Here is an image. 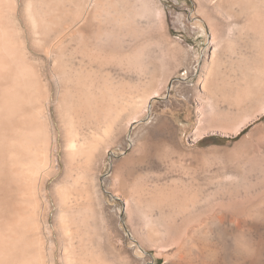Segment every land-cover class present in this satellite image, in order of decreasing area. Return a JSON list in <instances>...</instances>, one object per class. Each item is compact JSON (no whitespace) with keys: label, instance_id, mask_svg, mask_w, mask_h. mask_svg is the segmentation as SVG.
<instances>
[{"label":"bare ground","instance_id":"6f19581e","mask_svg":"<svg viewBox=\"0 0 264 264\" xmlns=\"http://www.w3.org/2000/svg\"><path fill=\"white\" fill-rule=\"evenodd\" d=\"M197 2L199 123L212 112L234 133L264 116V0ZM170 25L162 0H0V264H117L119 196L163 257L177 185L160 170L148 182L146 138L119 164L112 153L192 70Z\"/></svg>","mask_w":264,"mask_h":264},{"label":"rangeland","instance_id":"374dc122","mask_svg":"<svg viewBox=\"0 0 264 264\" xmlns=\"http://www.w3.org/2000/svg\"><path fill=\"white\" fill-rule=\"evenodd\" d=\"M162 2L173 38L191 53L192 70L172 76L164 93L151 100L145 119L125 136L127 149H115L112 157L119 164L146 138L148 182L159 170L166 187L175 182L183 210L170 236L160 240L167 248L161 257L119 196L117 264H264V116L234 133L210 120L212 112L199 123L205 109L194 86L210 47V28L197 0Z\"/></svg>","mask_w":264,"mask_h":264}]
</instances>
